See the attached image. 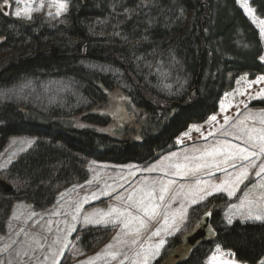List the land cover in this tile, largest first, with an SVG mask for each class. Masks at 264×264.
<instances>
[{"label": "trees", "instance_id": "1", "mask_svg": "<svg viewBox=\"0 0 264 264\" xmlns=\"http://www.w3.org/2000/svg\"><path fill=\"white\" fill-rule=\"evenodd\" d=\"M251 6L264 17V0ZM263 53L259 30L237 0H71L55 21L0 14V151L12 136L34 137L1 171L11 189L0 183V231L15 202L47 209L85 181L88 159L150 163L176 149V138L217 113L241 76L264 73ZM48 78L70 80L71 92L49 104L6 96L21 82ZM115 89L136 118L137 128H125L123 138L101 131L112 118L96 113ZM251 106L264 108V99ZM225 202L216 195L191 209L195 225L210 213L216 234L176 264H205L216 245L242 263L264 259V221L226 225ZM112 233L98 225L75 235L93 253ZM181 236L168 250L182 244Z\"/></svg>", "mask_w": 264, "mask_h": 264}, {"label": "rangeland", "instance_id": "2", "mask_svg": "<svg viewBox=\"0 0 264 264\" xmlns=\"http://www.w3.org/2000/svg\"><path fill=\"white\" fill-rule=\"evenodd\" d=\"M70 1L65 0L68 7ZM237 3L259 30L264 47V32H262L264 17L261 18L255 13L251 0H237ZM17 7L23 10L25 5H16L14 0H9V6L5 8L3 0H0V14L27 21L28 19L18 18L13 14ZM29 7L39 9L33 12L32 19L42 16L46 21H55L60 20L65 13L62 12L56 16L57 8L54 0H33ZM248 8L253 10L251 14ZM262 62L264 63V60ZM261 76H264V73L257 77ZM257 77L250 79L247 75L241 76L235 88L223 95L218 112L211 116H215L216 120L213 121L209 117L204 123L190 125L187 131L175 140L176 149L163 154L157 160L150 163L117 164L88 159L86 163L88 178L81 183L72 184L59 193L56 202L49 208L36 210L24 201L15 202L5 220L4 230L0 231V264H63L61 263L63 259L64 264H121V261L123 264H139L145 253L156 251V245L161 239L165 240V244L159 249V255L150 258L149 264H173L177 260L175 257L177 254H180V258L189 255L191 246L185 243V236L191 235L202 224V221L197 225L192 224L191 209L216 195L226 197L223 209V222L226 225H230L227 223L229 217L232 218V223L236 220L248 222L249 220H243V215H246L248 211V201L257 200L261 191H264L259 188V185L264 183V175L260 177L255 175V172L259 171V165L264 163V155L256 159L257 167L250 170L248 179L239 186L235 196L216 193L204 200L200 199L202 195L200 189L211 191L213 185L221 184L227 178L226 172L209 167L195 176L172 175L176 169L170 165L183 163V157L186 155L201 156L205 150H210L213 146L224 142L243 146L244 140L236 139L237 136L244 135L241 129L264 126L260 124L264 108L251 106L253 101L264 99V81L256 83ZM70 84V80L64 78L28 80L15 85L10 93H6V96L20 102L31 99L35 104L38 102L49 104L59 97L61 101L63 98L61 96L66 91L71 92ZM96 113L111 116L110 123L100 127V130L113 136L123 138L125 128H137L134 125L136 118L130 110L128 99L118 89L108 92L106 102ZM33 141L34 137L29 135L9 138L6 146L0 151V175L1 171L7 168L20 153L28 149ZM173 153L176 155L173 156ZM203 159L211 162L212 157L204 156ZM149 169L155 170L150 171ZM228 171L235 174L234 169H228ZM198 180L201 183L197 184ZM169 181L175 183L170 185L165 201L160 202V215L154 220H148L147 226L141 229L139 234L131 231L139 226L137 222H133L128 229L123 228L119 220L108 224L85 223L86 217L92 220L100 219L112 208L121 210L130 208L134 214L143 215L136 213L135 208L131 207V202L127 201L128 195L131 193L134 201L139 200L142 195L153 188L158 195L160 184H167ZM118 197H123V199H118ZM194 199L197 203H192ZM242 203L243 207H241ZM164 204L169 205L167 223L163 218ZM173 214H175L174 220ZM115 216L116 213H113L107 218L114 220ZM145 219L147 220V217ZM98 225L112 227L113 233L108 241L96 251L86 253L77 242L78 235L75 234L85 227ZM157 229L161 230L160 236L152 235ZM215 234L216 230L211 226L207 237L213 239ZM180 235H182L180 245L182 249L176 250L178 246L174 248L175 250H168L169 240ZM134 239L137 241L135 244L132 243ZM109 253H117V255L113 258ZM164 253L165 258L159 262L158 260ZM229 262L247 264L237 261L232 252L218 245L214 246L205 260V264H229ZM260 264H264V259Z\"/></svg>", "mask_w": 264, "mask_h": 264}, {"label": "snow or ice", "instance_id": "3", "mask_svg": "<svg viewBox=\"0 0 264 264\" xmlns=\"http://www.w3.org/2000/svg\"><path fill=\"white\" fill-rule=\"evenodd\" d=\"M14 2L16 5H25L23 10L17 7L16 11L13 13L18 18H26L31 20L33 12L39 10L29 7L33 0H14ZM54 3L57 8L56 16H59L62 12L67 11L68 5L65 0H54ZM7 6H9V0H3V7L6 8ZM252 11L253 10L251 8H248L249 14H251ZM49 15H52V13H49ZM262 32H264V29H262ZM261 59L264 60V57H261ZM260 81H264V76L257 77L256 83H259ZM211 119L215 121L216 117L213 116ZM225 120L227 121V117H225ZM260 124L264 125V113L261 114ZM241 132H243L244 135L237 136L236 139L244 140L243 146L240 144H232L231 142H224L221 145L213 146L210 150H205L201 156L186 155L183 157V163H175L170 165L176 169L172 175L195 176L203 169L215 167L218 171H225L227 178L224 179L221 184L213 185L211 191L203 188L200 189L202 193V195H200V199L204 200L216 193H226L229 196H235L236 190L239 188V186L244 184L245 180L248 179L250 170L257 167L256 159L261 155H264V126L260 128H247L246 130L241 129ZM172 155L175 156L176 154L173 153ZM204 156L212 157L211 162L205 161L203 159ZM228 169H234L235 174L228 171ZM149 170L154 171L155 169ZM255 175L257 177L264 175V163L259 165V171H256ZM153 183L155 184L156 182L154 181ZM173 183L175 182L169 181L167 184L161 183L158 195H156L155 188L146 192L140 197L139 200L134 201L133 194L131 193L128 195L127 201L131 202V207L135 208L136 213H142L143 215L134 214L130 208H124L123 210L112 208L108 213L101 216L100 219L92 220L91 218L86 217L85 223L108 224L119 220L122 223L123 228L128 229L133 222H137L139 226L131 229V231L139 234L140 230L147 226L148 220H154L158 215H160V202L165 201L166 194L169 193L170 185ZM199 183H201V181L198 180L197 184ZM259 188L264 190V183H261ZM118 199H123V197H118ZM192 203H197V201L194 199ZM248 204V211L246 215H243V220L264 221V191H261L257 200H250L248 201ZM243 206L244 205L242 203L241 207ZM168 207V204H164L163 206V218L165 223H167L169 220ZM233 207H235V205H233ZM113 213H116L114 220L108 219L107 217H111ZM145 217H147V220ZM172 218L173 220L175 219V214L172 215ZM227 223H232L231 217L228 218ZM160 232L161 230L157 229L154 233H152V235L160 236ZM136 242L137 241L135 239L132 240L133 244ZM164 244L165 240L161 239L156 245V251L154 253H145L143 258L139 261V264H149L150 258H152L154 255H159V249L162 248ZM109 255L115 258L117 253H109ZM137 255L139 256L140 254L138 253ZM125 259H127V257H125ZM121 264H123V261H121ZM229 264H234V262H229Z\"/></svg>", "mask_w": 264, "mask_h": 264}, {"label": "water", "instance_id": "4", "mask_svg": "<svg viewBox=\"0 0 264 264\" xmlns=\"http://www.w3.org/2000/svg\"><path fill=\"white\" fill-rule=\"evenodd\" d=\"M0 183L2 184V186H4L5 187V189L8 191V190H10L11 189V186L10 185H8V184H6V183H4V182H2V181H0ZM211 224H210V215H209V213L208 214H206L204 217H203V219H202V224H201V226L199 225L198 226V228L191 234V235H187V236H185V243L187 244V245H190L191 247V251H192V249H194L200 242H202L203 240H206V239H209L208 237H207V233H208V230L211 228ZM177 248V247H176ZM182 248L179 246L176 250H181ZM175 250V249H174ZM191 253V252H190ZM189 253V254H190ZM189 256V255H188ZM187 256V257H188ZM176 259L177 260H175L174 261V263L173 264H176L177 262H179V261H181V260H183V259H185V258H187V257H185V258H180V254H177L176 256ZM179 257V258H178Z\"/></svg>", "mask_w": 264, "mask_h": 264}, {"label": "crops", "instance_id": "5", "mask_svg": "<svg viewBox=\"0 0 264 264\" xmlns=\"http://www.w3.org/2000/svg\"><path fill=\"white\" fill-rule=\"evenodd\" d=\"M221 101H222V99H221ZM221 101H220V103H221ZM184 134V133H183Z\"/></svg>", "mask_w": 264, "mask_h": 264}, {"label": "bare ground", "instance_id": "6", "mask_svg": "<svg viewBox=\"0 0 264 264\" xmlns=\"http://www.w3.org/2000/svg\"><path fill=\"white\" fill-rule=\"evenodd\" d=\"M59 84V83H58ZM70 87V86H69ZM67 92V91H66Z\"/></svg>", "mask_w": 264, "mask_h": 264}]
</instances>
